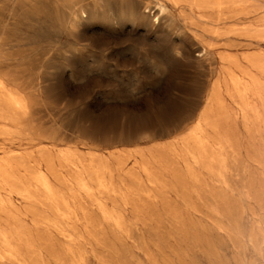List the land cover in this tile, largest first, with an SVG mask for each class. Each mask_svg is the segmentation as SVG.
<instances>
[{
    "label": "rangeland",
    "instance_id": "rangeland-1",
    "mask_svg": "<svg viewBox=\"0 0 264 264\" xmlns=\"http://www.w3.org/2000/svg\"><path fill=\"white\" fill-rule=\"evenodd\" d=\"M151 1L0 0V264H264V0Z\"/></svg>",
    "mask_w": 264,
    "mask_h": 264
},
{
    "label": "bare ground",
    "instance_id": "bare-ground-1",
    "mask_svg": "<svg viewBox=\"0 0 264 264\" xmlns=\"http://www.w3.org/2000/svg\"><path fill=\"white\" fill-rule=\"evenodd\" d=\"M260 0H152L149 3H146L144 6V9L146 10L148 8V12L146 13L143 12V17L144 18H149L151 15L150 13H152L153 15L151 17H156L159 14H164L166 12L167 9V4L168 2H172V3H178L179 2L183 3V6L188 7L192 12H194L197 17L204 23H206L208 26L210 25V28L212 32L217 33L219 32V30H221L222 25H226L230 22H232V20H242L245 21L246 19L249 18V14H254L256 15L259 11H261L259 9L260 5L258 4ZM262 2V1H261ZM181 3V4H182ZM180 5V4H179ZM264 5V4H263ZM263 8V6L261 7V9ZM264 9V8H263ZM259 10V11H258ZM77 12H80V14L82 15V17L84 16V14L86 13L85 8L83 6H80L77 9H74L73 13H75V15L77 14ZM260 13V12H259ZM79 15V14H78ZM77 15V16H78ZM81 17V18H82ZM161 17V16H160ZM154 19V18H153ZM246 23V22H244ZM240 26V25H239ZM246 30L251 31L253 33H255L256 35H260L261 33L264 32V16H258L256 15V17L254 18V20H252L250 23H248L246 26ZM209 29V30H210ZM247 31V32H248ZM226 33V32H225ZM252 34V33H251ZM205 52V51H204ZM252 58V57H251ZM250 62V65L253 66L255 69L259 70L260 73L264 72V60L255 58V59H248ZM222 70V69H221ZM219 71V70H218ZM258 73V72H257ZM258 73V76L259 74ZM261 76V75H260ZM263 76V75H262ZM232 78V77H231ZM259 80V79H258ZM253 84H242L241 83H237L236 85L238 86L239 84L241 85V87L239 86L238 88V92L241 94L247 93L249 90L252 89V87L254 86H258L259 82L254 80L252 81ZM254 90V89H253ZM258 95V94H257ZM14 96V95H13ZM243 96V95H242ZM8 97V96H6ZM250 98V96H249ZM256 98V97H254ZM16 99V98H15ZM6 100V99H5ZM12 100H14V98H12ZM18 100V99H17ZM13 103V102H12ZM17 103V102H16ZM15 103V104H16ZM246 104V102H245ZM247 105V104H246ZM7 106V105H6ZM13 106V105H12ZM18 107V106H17ZM21 107V105H20ZM248 109V107H246ZM260 108V107H259ZM253 109V108H252ZM23 110V109H22ZM249 110V109H248ZM5 111V110H4ZM3 115V114H2ZM7 119V118H6ZM6 121V120H5ZM199 123H197V125L191 130L192 132L197 129H199ZM14 127V126H13ZM11 128V127H10ZM188 128L190 129V127L188 126ZM187 128V130H188ZM19 129V128H18ZM3 134H5L3 131H1ZM9 132V131H8ZM11 132V131H10ZM17 133V132H16ZM2 134V136H3ZM8 134V133H7ZM10 134V133H9ZM12 134V133H11ZM14 134V133H13ZM17 134H21V133H17ZM11 136V135H9ZM194 144V143H193ZM9 154H7L6 156H8ZM191 155V154H190ZM9 158V157H8ZM195 161V160H194ZM80 163V162H79ZM195 163V162H194ZM9 165V163H6ZM20 164V163H19ZM11 166V165H10ZM104 167V166H103ZM196 172V171H195ZM42 176H44V174H42ZM46 176V175H45ZM44 176V178H46ZM9 178V177H8ZM18 178V177H17ZM43 178V179H44ZM48 178V177H47ZM46 178V179H47ZM87 180V179H86ZM48 183V182H47ZM47 183L44 179L43 184L44 186L47 188ZM85 184V183H84ZM82 184V185H84ZM2 185V184H1ZM6 185V184H5ZM50 187V183L48 184ZM3 188V187H2ZM9 188V187H8ZM85 188V187H84ZM2 190V189H1ZM12 190V189H11ZM49 192V191H48ZM51 193V192H49ZM1 197V195H0ZM63 197V196H62ZM52 199V198H51ZM4 202V201H3ZM1 203V202H0ZM59 221V220H58ZM71 236V235H70ZM73 238V237H72ZM13 239V238H12ZM4 242V241H3ZM2 242V243H3ZM9 241H7L8 244ZM52 242V241H51ZM5 244L3 243L2 245L5 248ZM10 244V243H9ZM14 244V243H13ZM9 246V245H6ZM9 248V247H8ZM10 249V248H9ZM4 251V250H3ZM12 251V248H11ZM6 253V252H5ZM9 253V252H8ZM1 254V253H0ZM8 255V254H7ZM12 255V254H11ZM4 257V256H3Z\"/></svg>",
    "mask_w": 264,
    "mask_h": 264
}]
</instances>
